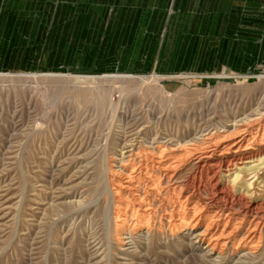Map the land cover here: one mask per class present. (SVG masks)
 Wrapping results in <instances>:
<instances>
[{
	"label": "rangeland",
	"instance_id": "obj_1",
	"mask_svg": "<svg viewBox=\"0 0 264 264\" xmlns=\"http://www.w3.org/2000/svg\"><path fill=\"white\" fill-rule=\"evenodd\" d=\"M115 2L106 4L105 20L86 13L92 14L89 35L78 10L77 27L68 23L60 37L49 30L50 38L35 45L34 63L0 68V264H264V233L253 252L231 244L212 251L195 239L204 226L174 236L157 218L150 229L130 227L122 235L120 199L109 189V181L115 191L139 174L156 153L154 139L183 146L179 186L193 173L186 148L203 130L231 134L230 122L246 118L244 127L256 125L259 106L264 114V13L243 12L251 22L243 17L220 36L205 29L194 41L180 36L181 18L174 15L168 28L158 19L157 53L149 60L147 52L138 58L104 52L119 46L104 42ZM143 23L139 34L148 40L151 29ZM241 154H264V145ZM241 184L264 199V167L242 174ZM189 197L206 205L192 190L183 200Z\"/></svg>",
	"mask_w": 264,
	"mask_h": 264
},
{
	"label": "bare ground",
	"instance_id": "obj_2",
	"mask_svg": "<svg viewBox=\"0 0 264 264\" xmlns=\"http://www.w3.org/2000/svg\"><path fill=\"white\" fill-rule=\"evenodd\" d=\"M261 111L262 106H259L258 123L253 127L250 124L251 127H244L250 122L246 118L247 121L236 119L230 122L231 134L216 128L203 130L200 141L186 148L184 158L193 159V173L179 186L175 185V172L180 162L178 151L183 146L173 138L154 139L156 153H151V158L146 157L143 165L136 168L139 174L116 185L115 191L109 181L111 193L120 199L118 210L120 214L124 212L117 217L122 223L119 233L123 235L130 227L142 230L145 225L150 229L152 221L157 218L163 227L164 220L167 221L174 236L186 231L195 235L196 228L204 226V231L196 234L195 239L200 243L208 242L212 251L229 244L241 251L257 249L264 233V199L254 197L248 187L244 189L241 178L244 173L263 170L264 154L241 152L264 145V114H260ZM144 171L147 175L143 174ZM190 190L200 201H206V205L201 206L192 197L183 200L184 192ZM125 197L132 200L123 202ZM198 211L200 214L196 215Z\"/></svg>",
	"mask_w": 264,
	"mask_h": 264
},
{
	"label": "crops",
	"instance_id": "obj_3",
	"mask_svg": "<svg viewBox=\"0 0 264 264\" xmlns=\"http://www.w3.org/2000/svg\"><path fill=\"white\" fill-rule=\"evenodd\" d=\"M69 1L76 2V0ZM91 1L93 0H85L84 3L77 5L74 2L60 3L61 0H0V68H14L29 65L30 62L34 63L38 58V48L35 45L44 44L47 38H50L49 30L53 31L52 36L58 34L60 37L61 28H66L68 23L70 24L68 28L77 27L78 10L85 13L82 17L85 21L81 26L86 28L89 35L93 27L89 23L92 14L86 13L104 14V20L109 15V8L106 5L109 0H96L94 4ZM129 1L127 0L128 4H125V0H116L113 18L106 23L104 21V42L119 44L117 49L115 45L112 48L106 47L107 50L104 48V52L111 54L127 52L136 54L134 58L141 57L147 52L149 60H153L157 53L158 19L162 27L168 28L174 15L176 18H181V22L175 26L179 27L178 31L182 38H191L203 36L205 29H208L210 36H220L221 28L231 26V23L241 24L243 17L246 16L242 14L243 12H250L251 15L253 12L264 13V0ZM144 20L148 22V29H151L148 40L144 39L143 34H139L141 27H145V24H142ZM244 20L252 21L245 17ZM190 40L194 41L192 38ZM129 43L134 47L121 46ZM147 43L152 47L144 51L147 48H143V45Z\"/></svg>",
	"mask_w": 264,
	"mask_h": 264
}]
</instances>
